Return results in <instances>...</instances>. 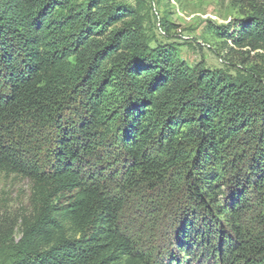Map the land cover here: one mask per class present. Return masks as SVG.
Returning a JSON list of instances; mask_svg holds the SVG:
<instances>
[{
  "label": "trees",
  "instance_id": "16d2710c",
  "mask_svg": "<svg viewBox=\"0 0 264 264\" xmlns=\"http://www.w3.org/2000/svg\"><path fill=\"white\" fill-rule=\"evenodd\" d=\"M151 10L149 0H0V128L27 120L57 132L48 172L0 136V172L29 178L36 206L19 240L15 227L0 230V264L137 260L108 187L117 164L120 190L174 176L206 213L197 230L185 214L177 246L186 260L264 264V229L252 238L243 219L255 198L264 208V72L187 66L173 45L152 46ZM216 34L264 45V9ZM67 110L73 126L63 124Z\"/></svg>",
  "mask_w": 264,
  "mask_h": 264
},
{
  "label": "rangeland",
  "instance_id": "374dc122",
  "mask_svg": "<svg viewBox=\"0 0 264 264\" xmlns=\"http://www.w3.org/2000/svg\"><path fill=\"white\" fill-rule=\"evenodd\" d=\"M149 3L153 23L147 25L146 30L154 40L152 46L173 45L177 59L189 67L202 64L209 70H223L233 75L246 71L264 72V45L237 46L232 39L216 34L218 27L228 29L234 24L241 25L256 10L264 9V0H149ZM233 31L232 28L230 33ZM77 118L75 111L67 110L63 124L73 126L78 123ZM56 135L53 125L36 121L24 120L0 128L4 145L14 149L26 164L35 165L42 172H48L54 164ZM113 164L114 159L109 158L100 168L110 169ZM122 169V164H117L106 171H116L118 177L108 187L114 198L122 201L117 224L138 259L123 257L118 264H197L191 258L186 260L177 244L179 233L185 231V214L192 215L189 224L197 230L201 228L198 219L206 217V213H199L195 203L180 191L182 184L173 175L167 184L155 189L140 185L129 191L120 190ZM33 193L29 178L0 172V230L15 227L13 238L16 240L21 238L22 219L35 212ZM218 199L224 202L225 195L219 193ZM253 202L243 219L247 232L256 238L264 229V208L259 207L256 198ZM215 217L218 223L225 224L219 214Z\"/></svg>",
  "mask_w": 264,
  "mask_h": 264
}]
</instances>
